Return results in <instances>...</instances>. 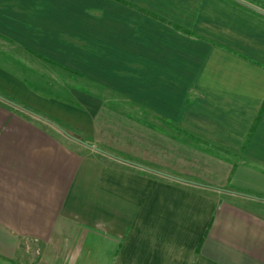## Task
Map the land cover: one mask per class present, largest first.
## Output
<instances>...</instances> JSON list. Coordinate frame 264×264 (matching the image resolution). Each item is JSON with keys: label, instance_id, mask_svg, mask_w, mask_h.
Listing matches in <instances>:
<instances>
[{"label": "crops", "instance_id": "0c3cea01", "mask_svg": "<svg viewBox=\"0 0 264 264\" xmlns=\"http://www.w3.org/2000/svg\"><path fill=\"white\" fill-rule=\"evenodd\" d=\"M0 264H264V0H0Z\"/></svg>", "mask_w": 264, "mask_h": 264}, {"label": "rangeland", "instance_id": "374dc122", "mask_svg": "<svg viewBox=\"0 0 264 264\" xmlns=\"http://www.w3.org/2000/svg\"><path fill=\"white\" fill-rule=\"evenodd\" d=\"M107 108L110 109H106L109 110L108 111V115H106L107 119V123H105L106 127L108 128V130L110 131L112 129V126L115 127V134H113V136H111V142L112 143H116L113 146H109L108 142L105 144L103 143L102 145H97L99 147V151H96V153H99V156L103 157L104 159H108V157H111L110 154H114L116 155L118 158H124L122 157V151H118V148H116L115 145L119 146V148L122 149V138L123 136L121 134H123L122 132L123 127L124 126H129L131 123L133 122H138L139 121V113H140V109L133 107L132 105H130L129 103H127L124 100H120V98L118 99H114L113 102L110 101L108 102V104L105 106ZM134 112H138L137 114H134L133 116H131ZM131 114V115H128ZM131 116V117H130ZM108 124V125H107ZM105 127V128H106ZM123 130V131H122ZM111 132V131H110ZM116 138L120 139L119 142L116 141ZM113 147V148H111ZM95 153V154H96ZM115 157V156H114ZM110 159V158H109Z\"/></svg>", "mask_w": 264, "mask_h": 264}]
</instances>
